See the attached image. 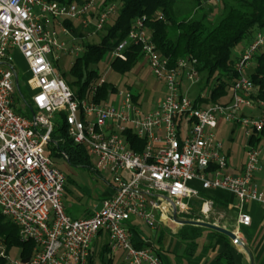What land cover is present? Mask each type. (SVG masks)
Returning a JSON list of instances; mask_svg holds the SVG:
<instances>
[{
  "label": "built area",
  "instance_id": "built-area-1",
  "mask_svg": "<svg viewBox=\"0 0 264 264\" xmlns=\"http://www.w3.org/2000/svg\"><path fill=\"white\" fill-rule=\"evenodd\" d=\"M102 2L0 0V211L18 228L21 241L34 242L30 257L23 260L20 255L13 258L0 237V258L7 264H87L101 232L126 264H163L154 247H135L132 223L143 222L152 229L178 227L172 224L174 207L178 215L185 206L178 207L177 200L198 196L201 188L227 190L243 204L254 201L264 207V189L254 184L262 170L264 137L250 143L253 133L264 131V100L255 98L248 74L264 48V30H257L235 58L238 77L230 101L206 102L209 91L201 90L198 97L203 101L197 103L189 90L202 83L198 59L189 55L172 61L160 54L148 17L136 18L127 38L108 54L111 65L116 58L126 59L128 42L140 45L142 60L163 81L165 95L144 111L135 94L116 82L117 89L98 100V88L109 81L104 76L81 99L60 71L61 55H80L83 41L98 34L116 13L115 4L101 8ZM205 3L211 5L212 0ZM159 18L165 19L163 14ZM70 22L81 26L83 35ZM16 51L30 72L26 83L33 91L32 116L23 113L26 100L16 101ZM243 108L256 113L242 115ZM61 112L70 138L86 147L94 169L100 175L108 173L112 181L113 193L102 200L101 208L82 218L66 213L67 176L48 153ZM221 122L240 126L247 136L246 160L239 173L227 170L225 145L215 132ZM212 203H204L206 218ZM237 223L250 225L251 216L240 212Z\"/></svg>",
  "mask_w": 264,
  "mask_h": 264
},
{
  "label": "trees",
  "instance_id": "trees-1",
  "mask_svg": "<svg viewBox=\"0 0 264 264\" xmlns=\"http://www.w3.org/2000/svg\"><path fill=\"white\" fill-rule=\"evenodd\" d=\"M57 1L74 2L80 0ZM180 1L118 0L117 5L115 0H103L101 8L108 4H115L117 10L98 33V36L100 35L99 41H83V51L76 57L71 67V79H67L64 74L74 93L81 99L89 96L90 90L96 86L102 77L98 70L99 63L127 38L135 19L146 15L148 28L160 54L169 57L172 61L189 55L198 59V69L202 75V83L198 89L209 91L206 102L224 103L230 101L232 88L238 77L234 65L235 59L231 58L232 49L242 40L251 38L257 30H264V0H234L237 5H228V2L223 1L224 13L217 22L209 20L206 12L200 17H195L192 14V11L203 6L205 0H191L188 7L187 5L183 7L186 8L185 10L180 7ZM160 14L164 15V20L159 18ZM69 24L73 26L78 35H83L81 26L74 24V22ZM124 53L126 55L125 60L116 58L111 62L113 71L122 77L131 73L143 59L140 45L133 42H128ZM248 74L254 83L255 98L264 100V48L256 54ZM116 89L113 82L104 83L98 88L97 99L108 97L110 92ZM127 89L130 90V86H127ZM18 98L19 100L24 99L28 103V108L24 112L21 108H18V111L31 116L34 109L30 99L23 92L20 81L16 94V99ZM138 99L139 95H135L134 100L137 101ZM196 100L197 103L203 101L199 97ZM55 121L56 127L51 134V141L48 146L49 155L52 156V150L56 149V155L64 157L71 165L89 167L100 176L94 169L86 147L76 144L70 138L65 113L61 112L56 115ZM262 137H264V131L253 133L250 143H258ZM203 196L212 199L221 209H227V205L220 203L217 199L206 194ZM178 234L185 242L187 252L194 253L197 246L196 240L199 238V228L183 225L178 230ZM0 237L8 244L10 253L16 249L23 260L30 257L34 242L21 241L18 228L1 211ZM134 242L137 248L148 247L145 241L134 239ZM155 249L161 257L159 249ZM230 262L234 264L232 259ZM0 264H7V262L0 258Z\"/></svg>",
  "mask_w": 264,
  "mask_h": 264
},
{
  "label": "rangeland",
  "instance_id": "rangeland-1",
  "mask_svg": "<svg viewBox=\"0 0 264 264\" xmlns=\"http://www.w3.org/2000/svg\"><path fill=\"white\" fill-rule=\"evenodd\" d=\"M207 0H205L206 2ZM223 1L228 2V5H237L234 0H220L216 3V0H212L211 5L206 3L200 9L192 11L195 17H200L205 14L209 17L212 22H217L221 15L224 13ZM118 5V0H115ZM191 0H181L180 7L183 8L185 5L190 4ZM186 8H183L185 10ZM115 15V14H114ZM207 17V18H208ZM100 35H93L87 40L99 41ZM250 38H246L239 42L235 47H233L231 52V58L235 59L240 53V49ZM75 55H61L59 60L60 71L65 74L67 79H71L70 71L75 61ZM14 62L18 70V79L22 90L28 98L30 99L33 91L30 89L26 80L30 78V72L28 71V65L24 56L16 51L13 54ZM112 60V55L107 54L102 61L99 63L98 70L99 73L107 78V80L116 82L118 88L126 90L127 86H130V90L133 94L139 95V102L144 111L151 110L155 107L156 103L165 95L166 87L160 80L157 79L152 73V70L145 60H141L131 73L127 76H119L118 73L113 71L110 61ZM200 90L197 86H192L189 90V97L195 101L199 96ZM17 103L20 102L19 98L16 100ZM32 116V115H31ZM222 123V122H221ZM231 124L228 122H223V125L215 130L217 136L224 142L225 145L232 144L234 147V156L238 159H243V155L246 152L247 136L244 131L237 129L234 131V141H229L228 136L231 134ZM220 125V124H219ZM261 153L260 159L261 163L264 164V140L260 143ZM52 158L54 159L56 165L65 173L68 178L66 181V188L63 197V202L65 206L66 213L72 218H82V213L88 209L93 210L99 207L100 193L102 189L107 187L108 183L112 184L111 176L108 173H104L102 176L96 174L89 167L73 166L68 163L64 157L56 155V149L52 150ZM207 200H211L203 196L200 193L198 196L180 198L177 200L178 207L185 206L186 209L178 212L179 218L185 219H195V220H206L211 223H217L219 225L227 227L226 223L223 222L225 219L226 210L223 212L221 208L213 201L211 209L208 212V218H206L202 212L204 203ZM183 226V225H178ZM174 226L173 228H176ZM145 228V227H144ZM13 258L18 257L19 251L14 250L11 252ZM121 256V254L118 253Z\"/></svg>",
  "mask_w": 264,
  "mask_h": 264
},
{
  "label": "crops",
  "instance_id": "crops-1",
  "mask_svg": "<svg viewBox=\"0 0 264 264\" xmlns=\"http://www.w3.org/2000/svg\"><path fill=\"white\" fill-rule=\"evenodd\" d=\"M253 37L254 34L239 52L243 50ZM241 113L254 114L256 110L252 108H243ZM221 125H223V122L220 123L218 127L220 128ZM237 129L244 131L243 128L232 123L230 129L231 134L228 136L229 141H234L233 133ZM225 150L228 154V172L239 173L245 163L246 152L243 155V159H238L234 156V147L232 144L225 145ZM192 184L200 188L199 182L192 181ZM254 184L264 189L263 163L262 170L254 178ZM64 193L65 189L63 197ZM112 193V184L108 183L107 187L102 189L100 193L99 207L84 211L82 217H86L100 209L102 200ZM201 193L227 205V209H221L223 212L225 210L228 212L223 222L226 223L227 228L233 230L237 236L242 239L250 253L241 245L236 244L229 236L217 230L197 225H191L192 227L199 228V238L196 240L197 246L195 252L192 254L187 252V246L178 234V230L181 226L169 228L162 225L152 229L143 222H134L131 225L133 242L134 239L145 241L148 247L159 249L163 264H231L230 259L234 261V264H264V207L254 201L243 204L239 198L223 189L206 191L201 188ZM240 212H245L251 216L250 225L246 226L237 223L238 214ZM172 224L180 225L175 222ZM118 253L119 252L111 251L108 247V235L105 232H101L93 244L91 259L87 264H126L122 256L118 255Z\"/></svg>",
  "mask_w": 264,
  "mask_h": 264
},
{
  "label": "water",
  "instance_id": "water-1",
  "mask_svg": "<svg viewBox=\"0 0 264 264\" xmlns=\"http://www.w3.org/2000/svg\"><path fill=\"white\" fill-rule=\"evenodd\" d=\"M16 83H17V87H18L19 86L18 78H17ZM173 218L180 225H197V226H204V227H208V228L217 230V231L229 236L231 239L236 240L237 244L241 245L242 247H244L247 250V252H249L248 248L246 247V245L242 241V239L239 238L237 236V234L233 230H231V229H229V228H227L225 226H222V225H219V224H216V223H211V222H208V221L179 218L178 215H177V211H176L175 207H174V212H173ZM149 245H151V244H149Z\"/></svg>",
  "mask_w": 264,
  "mask_h": 264
},
{
  "label": "bare ground",
  "instance_id": "bare-ground-1",
  "mask_svg": "<svg viewBox=\"0 0 264 264\" xmlns=\"http://www.w3.org/2000/svg\"><path fill=\"white\" fill-rule=\"evenodd\" d=\"M173 222H175V221L173 220Z\"/></svg>",
  "mask_w": 264,
  "mask_h": 264
}]
</instances>
